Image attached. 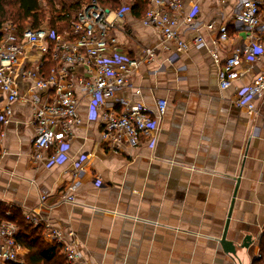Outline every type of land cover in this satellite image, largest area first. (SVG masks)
Returning a JSON list of instances; mask_svg holds the SVG:
<instances>
[{"label":"crops","instance_id":"obj_1","mask_svg":"<svg viewBox=\"0 0 264 264\" xmlns=\"http://www.w3.org/2000/svg\"><path fill=\"white\" fill-rule=\"evenodd\" d=\"M192 12L199 26L184 34L202 35L206 46L180 56L185 66L179 77L170 69L171 60L179 59L174 44L146 26L144 15L131 11L113 30L119 52L129 58L155 48L154 57L134 71L133 86L117 94L155 112L159 99L167 101L156 119L154 146L104 140L101 117L92 115L85 99L81 123L61 158L40 163L33 156V99L11 104L8 124L0 123V202L6 214L17 207L44 228L71 232L84 259L94 264H264L258 257L264 252V96L252 100L254 112L237 105L257 71L244 62L233 85L221 89L212 52L225 61L244 35L231 24L229 42L216 46L218 28L208 25L228 22L233 3L221 10L216 0H185L181 14ZM6 104L0 91V107ZM83 158L85 172H70ZM68 195L74 202L66 201ZM225 233L238 246L236 257L223 248ZM247 236L249 247L241 249Z\"/></svg>","mask_w":264,"mask_h":264},{"label":"built area","instance_id":"obj_2","mask_svg":"<svg viewBox=\"0 0 264 264\" xmlns=\"http://www.w3.org/2000/svg\"><path fill=\"white\" fill-rule=\"evenodd\" d=\"M147 1L148 9L142 21L146 26L157 28L165 43L174 44L179 59L171 60L170 69L179 77L185 66L180 63V56L192 47L206 46L202 35L192 38L184 34L198 28L197 15L181 14L185 0ZM216 2L221 10L233 3L228 22L208 25L218 28L216 46L229 42L231 24L237 33L244 35V43L234 46L225 61L220 60L216 50L212 52L218 86L230 88L238 75L237 67L247 63L245 68L257 73L238 97L237 105L254 112L257 107L252 100L264 96V67L258 68L259 63H264V0ZM132 4L124 2L111 10L91 0L67 15L68 28L64 30L44 25L19 32L12 22L0 24V91L7 97V104L0 107V123L8 124L13 102L32 97L36 125L33 156L37 162L48 164L61 158L74 128L81 123L79 107L85 99L90 102L92 115L101 117V135L107 142L131 148L144 141L155 145L160 131L156 119L165 112L167 101L159 99L155 112L143 104L117 97L119 91L133 86L134 71L155 55V48L146 49L140 59L129 58L118 50L113 30L124 22L132 11ZM113 14L115 18L111 20ZM53 148L55 152L47 156ZM85 160L74 161L69 171L85 172ZM74 200V195L66 196L67 202ZM26 219L34 225L40 223L30 215ZM44 230L45 241L60 244L68 264H94L84 259L71 239V232L49 225ZM16 233L14 223L0 225V264H24L26 255L33 251L16 241ZM258 257L264 258V252Z\"/></svg>","mask_w":264,"mask_h":264},{"label":"trees","instance_id":"obj_3","mask_svg":"<svg viewBox=\"0 0 264 264\" xmlns=\"http://www.w3.org/2000/svg\"><path fill=\"white\" fill-rule=\"evenodd\" d=\"M51 9L55 10L57 19L52 18L50 27L57 29V22L61 30L68 28V14L79 10L86 0H70L57 3L56 0H44ZM91 1V0H90ZM89 1V2H90ZM103 8L116 10L120 7L121 0H97ZM132 13L136 17L144 15L148 9L147 0H132ZM88 3V2H87ZM57 4L59 8H57ZM44 7L42 0H0V24L12 22L22 32L26 28L40 29L44 25ZM230 29V26H229ZM8 208L0 202V225L3 222H12L17 226L16 241L23 246L34 250L26 255L24 264H68L62 254L61 245L54 242L48 243L44 239V226L30 223L17 207ZM264 238V236H263ZM264 240V239H263ZM264 251V247L262 249ZM17 264V263H9Z\"/></svg>","mask_w":264,"mask_h":264},{"label":"rangeland","instance_id":"obj_4","mask_svg":"<svg viewBox=\"0 0 264 264\" xmlns=\"http://www.w3.org/2000/svg\"><path fill=\"white\" fill-rule=\"evenodd\" d=\"M56 1H57V3H60L62 1H70V0H56ZM89 1L90 0H86L85 2L87 3ZM124 2L131 3L132 0H121V4ZM42 5L44 7V16H45L44 25L50 26V22H51L52 18L54 17V19H57V14H56V12H54L55 10L51 9V6L48 5L47 2H45L44 0H42ZM57 8H59L58 4H57ZM61 25H62V23H59V22H57V24H56V26H61Z\"/></svg>","mask_w":264,"mask_h":264},{"label":"water","instance_id":"obj_5","mask_svg":"<svg viewBox=\"0 0 264 264\" xmlns=\"http://www.w3.org/2000/svg\"><path fill=\"white\" fill-rule=\"evenodd\" d=\"M249 242H251V237L247 236L243 243L240 245L241 249H246L249 247ZM221 243L223 245V248L226 253L231 254L233 256H237V245H235L233 242L226 240V233L223 236V239L221 240Z\"/></svg>","mask_w":264,"mask_h":264}]
</instances>
